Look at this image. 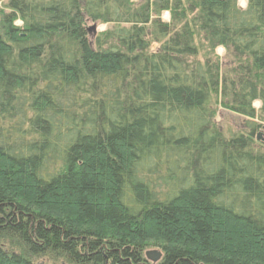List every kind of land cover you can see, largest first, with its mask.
Masks as SVG:
<instances>
[{"label": "trees", "instance_id": "trees-1", "mask_svg": "<svg viewBox=\"0 0 264 264\" xmlns=\"http://www.w3.org/2000/svg\"><path fill=\"white\" fill-rule=\"evenodd\" d=\"M245 1L0 5V264H264V0Z\"/></svg>", "mask_w": 264, "mask_h": 264}, {"label": "rangeland", "instance_id": "rangeland-1", "mask_svg": "<svg viewBox=\"0 0 264 264\" xmlns=\"http://www.w3.org/2000/svg\"><path fill=\"white\" fill-rule=\"evenodd\" d=\"M137 1V0H133ZM6 0H0V5L4 4ZM246 4L245 0H238V6L241 8H244ZM161 19L167 21L169 19V15L167 11H164L161 15ZM19 24V22H16ZM90 26V25H89ZM106 25H98L96 27V31H102ZM215 53L222 58L223 61L228 60V57L226 56V52L222 47H217L215 49ZM253 105L258 108L260 103L254 102ZM216 121L219 123V125L222 127V130H224L225 134H229V132L236 133L241 131L239 127V122L241 119L238 116H235L234 114L230 113L229 111L223 109L221 106H216ZM260 133L261 137H264V128L260 129L258 131ZM155 250V248L153 249Z\"/></svg>", "mask_w": 264, "mask_h": 264}, {"label": "water", "instance_id": "water-1", "mask_svg": "<svg viewBox=\"0 0 264 264\" xmlns=\"http://www.w3.org/2000/svg\"><path fill=\"white\" fill-rule=\"evenodd\" d=\"M88 31H93L95 32L96 31V24H93L91 26L88 27ZM256 139H259V140H263L264 141V137H261L260 133H257L256 135ZM146 257L148 259H150L152 262H156L160 259L161 257V254L159 251H156V250H149V251H146L145 253Z\"/></svg>", "mask_w": 264, "mask_h": 264}]
</instances>
